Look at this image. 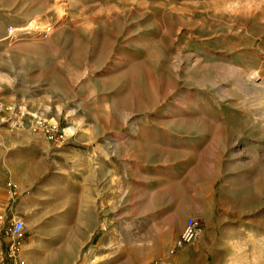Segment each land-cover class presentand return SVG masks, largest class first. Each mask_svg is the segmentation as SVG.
Wrapping results in <instances>:
<instances>
[{
	"label": "rangeland",
	"instance_id": "obj_1",
	"mask_svg": "<svg viewBox=\"0 0 264 264\" xmlns=\"http://www.w3.org/2000/svg\"><path fill=\"white\" fill-rule=\"evenodd\" d=\"M19 214L17 264H264V0H0V264Z\"/></svg>",
	"mask_w": 264,
	"mask_h": 264
},
{
	"label": "crops",
	"instance_id": "obj_2",
	"mask_svg": "<svg viewBox=\"0 0 264 264\" xmlns=\"http://www.w3.org/2000/svg\"><path fill=\"white\" fill-rule=\"evenodd\" d=\"M37 168L36 166H29L26 167L24 170L25 175L20 177L19 181V191L20 193H23L25 190H27L28 186L31 184L33 181V177L35 174H37ZM58 180V177L55 175V177H52L49 179V183L46 185V189L48 190L49 185H56V181ZM48 187V188H47ZM37 200V199H36ZM87 199L85 196H79L77 199V202L75 201V198L67 196H62L59 197V199L53 201V205H59L63 203V206H70V204H75L78 205V209L74 214H69L66 213V215H61L60 217H57L56 219V226H64V228H56L52 232L54 235H64L66 233L65 230H67V236L71 237H86L90 238L92 236V226H93V219L92 213H91V208L90 206H86ZM33 204H36V201L34 199H25L21 205H26V206H33ZM49 211V207L46 206L44 208V212H42L41 215L47 214ZM20 218L22 220V214H19ZM40 216L38 214H35L33 217V221L38 223V219ZM70 227V228H69ZM39 239V236L32 235L31 238L25 237V240L23 242V250L26 251L25 258H26V263L27 264H65L64 262H68L69 260L72 259L71 253H68L69 250L66 251V254L63 256L62 259H56L54 257H46V258H41V257H36V256H31L29 253L30 250L35 246L36 240ZM97 256L93 255L90 258L89 264H95L97 262Z\"/></svg>",
	"mask_w": 264,
	"mask_h": 264
},
{
	"label": "built area",
	"instance_id": "obj_3",
	"mask_svg": "<svg viewBox=\"0 0 264 264\" xmlns=\"http://www.w3.org/2000/svg\"><path fill=\"white\" fill-rule=\"evenodd\" d=\"M13 31L12 28L8 29V32L11 33ZM24 223L21 219H14L8 228L6 234L8 237L7 243V253L8 256L12 259V264H17L14 260L15 253L18 251L20 241L24 236ZM197 224L194 218H187L177 240V245H183L191 242L195 236L197 235Z\"/></svg>",
	"mask_w": 264,
	"mask_h": 264
},
{
	"label": "bare ground",
	"instance_id": "obj_4",
	"mask_svg": "<svg viewBox=\"0 0 264 264\" xmlns=\"http://www.w3.org/2000/svg\"><path fill=\"white\" fill-rule=\"evenodd\" d=\"M30 23H32V21H30L26 26L23 25L24 27H22V28H20V29H21V30L26 29V28L30 25ZM47 25H48V24H47ZM47 25H46V26H47ZM18 30H19V29H18Z\"/></svg>",
	"mask_w": 264,
	"mask_h": 264
}]
</instances>
